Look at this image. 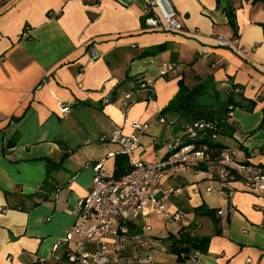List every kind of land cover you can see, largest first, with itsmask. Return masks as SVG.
Listing matches in <instances>:
<instances>
[{
  "label": "crops",
  "instance_id": "1",
  "mask_svg": "<svg viewBox=\"0 0 264 264\" xmlns=\"http://www.w3.org/2000/svg\"><path fill=\"white\" fill-rule=\"evenodd\" d=\"M168 2L182 31L145 30L144 18L153 12L148 0H0V264H69L64 232L76 220L94 165L105 158L101 170L113 176L116 155L107 153L117 145L100 137L109 138L116 127L129 134L132 119L147 122L134 156L162 158L163 143L181 135L178 126L186 122L160 113L181 78L191 86L212 76L217 88L227 80L242 88L243 101H255L252 110L235 108L229 120L237 131L227 130L219 141L236 150L238 160L264 163V1ZM219 36L235 47L218 45ZM162 43L165 50L144 55ZM90 48L97 59H89ZM169 61L178 69L159 75ZM127 76L152 79L153 97L134 90L124 111L111 92ZM62 106L68 112H60ZM217 166L162 178L159 197L167 208L186 215L193 236L208 237L202 250L179 262L169 249L179 224L151 211L145 219L165 247L154 249L162 264H264V192L238 183L218 189ZM55 242L59 258L52 255ZM131 250L129 244L121 254Z\"/></svg>",
  "mask_w": 264,
  "mask_h": 264
},
{
  "label": "built area",
  "instance_id": "2",
  "mask_svg": "<svg viewBox=\"0 0 264 264\" xmlns=\"http://www.w3.org/2000/svg\"><path fill=\"white\" fill-rule=\"evenodd\" d=\"M148 6L153 12L144 18L145 30L182 31V24L168 0H148ZM216 41L220 46L235 47L231 39L219 36ZM89 51L90 60L99 57L95 48H90ZM240 51L247 55V50ZM177 69V62L169 61L160 66L158 73L165 76ZM140 86L152 98V79L145 78ZM130 97L131 91L120 93L118 101L122 110L125 111L131 106ZM108 100L107 96L102 101ZM60 112H68V107L62 106ZM233 114L234 110L228 112L230 117ZM160 122H165L163 117ZM128 124L132 128L129 134L116 127L109 138L104 135L100 137L101 140L109 139L117 145V149L108 152L107 156L125 155L129 167L124 174L114 177L101 170L105 158L94 165L90 188L78 200L75 208L76 220L64 232L63 242L67 243L65 255L69 264H162L155 258L154 249L166 251L165 247L153 236L152 226L145 219L151 211L168 221L178 223L182 232L193 236L188 221L184 220L186 215L179 210L168 209L163 198L159 197L162 192L159 186L164 176L197 171L199 164L207 158L206 152L192 144L180 145L178 141L166 140L163 143L166 153L159 160L148 162L136 159L134 152L140 144V135L148 130L149 124L136 119L129 120ZM206 128L214 129V126L207 121H196L188 128V133L196 135L198 131ZM235 155L234 149L225 151L216 162L218 166L215 179L218 189L227 192L233 188V184L238 183L246 189L263 193L264 166L252 162H238ZM213 189L211 185L206 187L207 191ZM173 191L169 189L166 194ZM217 213L221 214L222 210ZM137 222L140 223L134 229ZM86 242L95 244L93 252L86 249ZM129 244H132L131 252L122 255L121 251ZM58 246L59 243L55 242L51 249L55 258H59ZM198 254V251L194 252L195 256ZM247 262L250 263L251 260L248 258Z\"/></svg>",
  "mask_w": 264,
  "mask_h": 264
},
{
  "label": "trees",
  "instance_id": "3",
  "mask_svg": "<svg viewBox=\"0 0 264 264\" xmlns=\"http://www.w3.org/2000/svg\"><path fill=\"white\" fill-rule=\"evenodd\" d=\"M227 17L230 25L235 27L232 10L227 11ZM166 46V43L153 46L144 51V55H154L159 51L165 50ZM145 78L146 77L144 76H135L134 78H132V76H127L111 92V99L117 100L120 93L123 91H131L132 93L134 90L143 89L140 85L145 81ZM130 80H133V86L131 88H124L125 82ZM223 83H226L227 85H223ZM177 84L178 90L176 94L169 100L160 113L163 115L170 113L175 115L177 119L180 118V121H186L180 125L178 124V128L182 130L181 135L176 136L172 140L180 142V145L192 144L195 148L204 149L207 158L198 166L199 169H202L206 163L217 162L222 153L228 151L229 147L219 141V138L224 135L227 130H231V136L234 131H237V124L233 120H229L230 116L228 115V112L230 110H235L236 107H245L252 110L255 101H243V99H241L242 88L227 80L221 82V87L217 88L212 76L200 79L197 83L191 86L187 85L183 78L179 79ZM220 90H224L226 93L224 99H221L219 96ZM151 97H153V95ZM216 102L219 103L220 106L217 113H215V106L217 105L214 104ZM129 103L131 104L134 102L130 100ZM196 121H207L214 126V129L206 128L198 131L196 135H190L188 133V128ZM169 122L172 123V121ZM235 160L243 163L248 162L238 160L236 157ZM258 164L264 166V163ZM128 167L127 157L122 154L116 155L113 176L117 177L124 174ZM179 231L180 234L178 237L170 236L172 241L169 249L170 252L177 255V260L179 262H183L191 250H202V245L208 237L200 238L184 233L182 230ZM181 253H184V256H181Z\"/></svg>",
  "mask_w": 264,
  "mask_h": 264
},
{
  "label": "rangeland",
  "instance_id": "4",
  "mask_svg": "<svg viewBox=\"0 0 264 264\" xmlns=\"http://www.w3.org/2000/svg\"><path fill=\"white\" fill-rule=\"evenodd\" d=\"M219 96H220L221 99H224V98L226 97V93H225V91H224V90H220V92H219ZM213 102H214V101H213ZM214 104L217 105V106H215V113H217V112H218V108H219L220 106H219V103H217V102L214 103ZM170 115H171V114L169 113L168 116L171 117ZM169 123L171 124V122H169ZM172 139H173V138H172ZM172 139H169V140H172ZM230 143L233 144V145H236V141H235V140H232V139H231V140H230ZM230 149H231V148H228V151H229ZM237 152H238V150H237ZM134 153H135V152H134ZM237 154H238V153H237ZM238 156H240V155H238Z\"/></svg>",
  "mask_w": 264,
  "mask_h": 264
}]
</instances>
